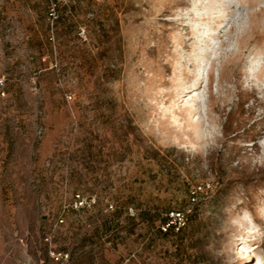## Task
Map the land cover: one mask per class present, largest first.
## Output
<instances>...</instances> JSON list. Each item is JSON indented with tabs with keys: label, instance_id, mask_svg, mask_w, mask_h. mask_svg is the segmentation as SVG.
Returning a JSON list of instances; mask_svg holds the SVG:
<instances>
[{
	"label": "rangeland",
	"instance_id": "rangeland-1",
	"mask_svg": "<svg viewBox=\"0 0 264 264\" xmlns=\"http://www.w3.org/2000/svg\"><path fill=\"white\" fill-rule=\"evenodd\" d=\"M67 2L0 0V264H264V0Z\"/></svg>",
	"mask_w": 264,
	"mask_h": 264
},
{
	"label": "trees",
	"instance_id": "trees-1",
	"mask_svg": "<svg viewBox=\"0 0 264 264\" xmlns=\"http://www.w3.org/2000/svg\"><path fill=\"white\" fill-rule=\"evenodd\" d=\"M46 5L49 8H54V10L58 9V8H65L68 9L69 7H71L70 2H64L65 0H44ZM96 201L93 204H85L84 202H82V206H78V204L76 203L72 206H69L65 211L64 214L65 215H70L73 214L75 211L77 210H89L91 211L92 216H97V215H101L104 214L108 220L115 218L116 216L120 215L122 212V208L123 207H119L116 206L114 208V206H112L113 210H107L106 213L103 212L104 210V201L102 200V198H98L95 199ZM151 228L156 229V232L158 233H162L163 235H168V234H178L179 231L183 230V226H181L179 224V222L177 220H174V216L170 215V212L167 211L165 216L162 217H156L155 219H153L151 221Z\"/></svg>",
	"mask_w": 264,
	"mask_h": 264
},
{
	"label": "bare ground",
	"instance_id": "bare-ground-1",
	"mask_svg": "<svg viewBox=\"0 0 264 264\" xmlns=\"http://www.w3.org/2000/svg\"><path fill=\"white\" fill-rule=\"evenodd\" d=\"M195 5H197V4H195ZM203 8L206 9V12H207L206 17L202 18V16H201L202 12L201 13L197 12L198 16L196 18H197V22L199 24H200V22H202V24H203L202 26L204 28V32H203L202 36L204 38L203 41L205 43L207 42L206 39H210V38L214 39L215 37H221V36H224L228 31H230V29L232 28L231 19L228 17L229 14L226 12V8L223 6V4L220 5V4L216 3V5L213 6L212 1H211L210 3H208V6H203ZM234 15H235V13H234ZM233 16H230V17L233 18ZM210 17H213V19L207 20V18H210ZM227 18H229L230 20H228ZM221 32H223V33L221 34ZM215 45H216V38H215ZM215 45L209 47L210 54H208V55L211 59L214 58L213 51H214ZM203 82L204 81L201 79L198 80L197 83L192 85L191 89H188L185 92H192V91L198 90L203 85Z\"/></svg>",
	"mask_w": 264,
	"mask_h": 264
}]
</instances>
